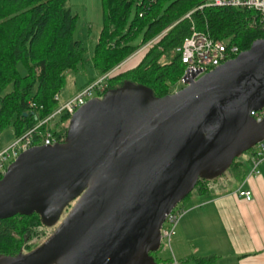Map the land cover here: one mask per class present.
I'll return each mask as SVG.
<instances>
[{"label": "water", "instance_id": "95a60500", "mask_svg": "<svg viewBox=\"0 0 264 264\" xmlns=\"http://www.w3.org/2000/svg\"><path fill=\"white\" fill-rule=\"evenodd\" d=\"M154 98L126 85L69 117L61 142L33 145L0 175V219L36 213L51 233L0 264H157L165 216L198 179L223 175L264 140V37Z\"/></svg>", "mask_w": 264, "mask_h": 264}, {"label": "trees", "instance_id": "16d2710c", "mask_svg": "<svg viewBox=\"0 0 264 264\" xmlns=\"http://www.w3.org/2000/svg\"><path fill=\"white\" fill-rule=\"evenodd\" d=\"M66 1L0 0V132L11 126L14 137L24 133L57 106L54 96L63 87L64 72L83 71L84 49L74 37L76 15ZM205 1L100 0L101 23L89 57V69L95 75L87 81L132 54L130 61L137 55L140 58L126 69L114 70L106 80V89L93 98L126 85L145 88L154 98L171 93L170 84L183 72L175 48L191 26L213 39L226 40L239 52L264 37V18L259 14L234 7L198 9ZM188 12L189 18L184 17ZM69 117L63 114L51 126L56 142L63 140ZM253 148L245 153L252 154ZM244 172L240 158H235L221 176L228 183L241 180ZM216 181L198 179L194 190L211 193ZM72 202L52 225L44 224L36 213L0 219V256L13 257L36 247ZM157 253H150L157 264H171ZM195 263L214 264L212 258H198Z\"/></svg>", "mask_w": 264, "mask_h": 264}, {"label": "crops", "instance_id": "0c3cea01", "mask_svg": "<svg viewBox=\"0 0 264 264\" xmlns=\"http://www.w3.org/2000/svg\"><path fill=\"white\" fill-rule=\"evenodd\" d=\"M76 73L74 92L95 75L91 69L87 75ZM249 156L241 161L245 172ZM243 178L227 183L223 176L212 183L211 193L189 194L181 205L185 213L176 225L166 258L171 264H196L198 258H212L214 264H264V159L258 164V174ZM239 186L250 189V201L234 194Z\"/></svg>", "mask_w": 264, "mask_h": 264}, {"label": "built area", "instance_id": "2783aa9c", "mask_svg": "<svg viewBox=\"0 0 264 264\" xmlns=\"http://www.w3.org/2000/svg\"><path fill=\"white\" fill-rule=\"evenodd\" d=\"M203 6L246 8L259 14L264 18V0H206L197 8ZM189 13L184 17L189 18ZM183 64V72L177 83L184 85L183 77L195 80L203 73L211 70L224 61L233 58L239 51L237 47L228 45V42L211 38L207 33L197 31L193 26L185 36L180 45L175 48ZM113 71L103 73L84 83L76 92L63 102H58L57 106L46 116L38 119L34 125L17 137H13L9 144L0 149V174L3 172L7 162L12 161L18 153L33 145H49L56 142V138L51 132V124L59 115L70 116L76 109L82 106L87 100L94 97L96 93L104 91L107 87V78ZM58 100L57 95L54 96ZM255 122H260L264 118V106L250 112ZM253 152L248 159V169L243 180L258 174V164L264 159V140L253 146ZM237 197L250 201L252 193L250 189L237 187L234 191ZM185 213L182 206H176L165 216L160 227V248L166 247L170 251L171 239L175 233L176 225L180 217Z\"/></svg>", "mask_w": 264, "mask_h": 264}, {"label": "rangeland", "instance_id": "374dc122", "mask_svg": "<svg viewBox=\"0 0 264 264\" xmlns=\"http://www.w3.org/2000/svg\"><path fill=\"white\" fill-rule=\"evenodd\" d=\"M66 6L69 7L71 12L76 15V22H75V29H74V37L78 39L81 42V45L84 49L83 53V71L85 72L83 75H87V71L90 66V53L91 49L94 45V43L97 40V35L100 28L101 23V6H100V0H67ZM136 39L135 41H137ZM225 42H227L225 40ZM141 54V53H140ZM134 55V54H132ZM128 56L124 60H122L120 63L116 64L111 71H116L120 69H126L129 66H132L135 64V62L140 58L135 56L132 57V60L130 61V57ZM137 58V59H136ZM19 70L21 71L20 66L18 65ZM107 71V72H109ZM106 73V72H105ZM77 76L76 72L73 71H66L64 72V84L59 93L57 94L58 102H63L67 100L70 96H72L75 92V83L78 82L75 81V77ZM98 76V75H97ZM96 77V76H95ZM77 78V77H76ZM179 79H176L174 83L170 84L169 89L171 92L179 89L182 87V85H179L177 83ZM74 92V93H73ZM73 93V94H72ZM72 94V95H71ZM69 96L67 99L63 100V98ZM61 115H59L60 117ZM63 116V114H62ZM58 119V118H57ZM69 119V118H68ZM56 120L53 121L51 126L55 123ZM68 122V120H67ZM34 125V124H33ZM13 132L11 126L6 127L4 130L0 132V145H8L10 141L13 139ZM246 153L244 152L239 158L241 161H244L246 158ZM9 162H7L6 165H8ZM222 176L217 177V180L221 179ZM214 183V182H213ZM195 190L191 192V195H194ZM184 203V200L178 203V206H181ZM172 249V245H171ZM158 255L162 258H169L170 253L169 250L166 247L160 248L158 251Z\"/></svg>", "mask_w": 264, "mask_h": 264}]
</instances>
